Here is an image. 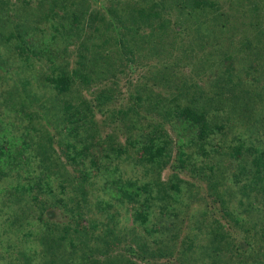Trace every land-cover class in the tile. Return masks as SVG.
<instances>
[{"label":"rangeland","instance_id":"1","mask_svg":"<svg viewBox=\"0 0 264 264\" xmlns=\"http://www.w3.org/2000/svg\"><path fill=\"white\" fill-rule=\"evenodd\" d=\"M59 1L63 3L59 5L55 0H0V39L7 36L9 30H12L7 28L4 30L6 24H12L21 30L27 29L28 31H22L20 34L30 32L32 40L30 39L28 42L30 48L28 52L33 51L31 64L27 66L30 69H16L19 66L16 67L13 62L6 68V75L10 77L9 82L6 81L2 85L3 80L0 79V86L11 87L12 79L18 80V78H31L38 84L50 72L49 69L55 71L56 66L60 68L57 69L59 70L57 73H61L63 80L68 82L67 90H63L64 92L60 96L56 95L55 91H51L53 89H49V94L45 95V98L50 97L47 104H53V109L45 110L36 105L38 102H29L28 108H32L39 114L38 118L34 120L35 124L37 125V121H41L43 126L39 125L40 131L34 132L35 135L39 136L46 128L51 140L49 142L46 139L47 145H51L49 150L51 155H41L35 152L37 156L34 159L45 161L54 155L50 161L59 159V166L55 167L76 178L75 170L87 171L84 164L88 160L92 157L98 158L100 155V158L106 154L111 155L107 151L117 143L124 144L127 136L147 141L168 134L174 143V145L171 144L173 153L169 158V163H166V166L160 171L159 181L164 184L175 179L180 185L181 193L185 196L182 198L184 202L177 204L179 208L177 218L181 223L177 234L173 236L174 242L167 237L165 244L159 245L165 253L171 252V256H166V258L144 256V261L140 256H137L136 252L134 255L128 252V247L137 251L139 246L136 244L138 242L134 234L130 238L126 235L122 237L119 234L120 231H115L113 234L105 236V242L108 244L107 250L110 254L104 259L98 254L96 257L107 261V264H117L114 263L117 259L124 260V264H128L130 260L134 264H163L166 262L170 264H212L210 259L203 257L208 253L204 249L209 247L207 238L201 237L193 243V240H196L193 237L195 229L191 226L190 221V216L194 212L193 207H196V204L201 207L204 205L198 201V198L203 197V193L206 196L207 184L202 177H196L197 179L190 177L187 169H183V165H181L182 167L177 166L174 157L180 142L199 137L201 123L193 121L190 110L197 113L194 116L203 115L206 118L203 124L215 123L220 126L225 124V139L232 140L239 137L247 145L251 140L255 142L257 139H264V83H262L264 66H261L263 62L256 61L257 53H255V58L253 57L251 62L257 70L253 69L254 71L250 72L247 67H244L247 66L248 61L245 59L253 54H250L251 51L246 48L229 59L232 51L237 50L240 43L243 42L242 30L249 29L255 36L257 30H264V4H260L262 8L259 13L260 18H255L251 9H241L235 5L230 7L229 4L232 3L221 2V11L236 17V22L234 18L232 24L223 26V22H225L223 16L213 15L209 12L199 25L195 21L194 23L190 21L191 19L186 13L192 8L190 0ZM53 8L57 15H51ZM109 8H113V10L109 12ZM118 9H120L119 12H117ZM197 9L199 10L198 7ZM230 9L232 10L230 11ZM137 10H140L138 15H136ZM72 16L77 17L75 19L78 25L77 37L73 40L68 35L61 37L66 26L74 23ZM100 16L105 19L104 23L101 22ZM109 21L110 27L115 29L110 33L121 34L125 43L116 48L117 51L108 48L101 54L98 52L101 51L98 42L95 44L96 47L92 45V48L88 42L91 34L95 32L96 26L108 28ZM103 24L105 26H102ZM262 38L259 41L258 49L254 50L259 53L264 52ZM52 39L56 40L52 42ZM249 39L251 40V38ZM62 41H70L72 44L66 46L67 44H62ZM42 43L46 44V47L42 46ZM44 49L48 54H42L41 51ZM106 57L107 64L104 66L105 69L108 66L109 72L107 78H103L100 75L97 76L93 70L100 68ZM85 75L88 76L87 79ZM253 78L258 81L253 82ZM98 89L107 97L105 104H108V109L104 108L106 114L102 116L93 111L81 121L85 127L80 132L75 131V139L59 140L64 131L59 133V130H56L61 127L58 114L62 109V107L59 109L57 104L62 106L67 101L77 104L81 99H93L95 94L99 93ZM197 107L204 110V113L198 114ZM118 109L123 113V120L119 115L113 116V113ZM0 114L5 115V109L2 106H0ZM250 126L251 128L247 130V127ZM16 133L19 135L20 130H17ZM11 135H14L13 130H11ZM86 136L88 139H85ZM219 137L220 135L217 133L214 139L203 137L202 140L208 146H213L214 143L220 146L223 143L221 144ZM63 145L65 147H62ZM193 146L190 148L193 149ZM189 149H187L188 152H194V149L192 151ZM25 152L26 155L31 153L30 158L34 155L30 148ZM22 159H24V155ZM115 160V156L114 158L108 157L104 163L114 167L115 164H118ZM200 162L198 165L202 167ZM30 163H33L31 159L27 164L20 165L17 169L16 174L21 177L22 183L28 184L31 177L38 175V170L34 172L35 175L32 174L31 177L28 175L29 171L33 172L34 167ZM74 166L77 167L74 168ZM118 166L123 168L124 163H120ZM43 169L41 168V170ZM134 170L128 168L124 175L132 177L135 173ZM89 171L97 172L98 169L94 167ZM8 173L15 172L7 171ZM52 174L53 172L49 174L50 177H47L49 182H51ZM62 179L61 184L67 189L70 188V183L77 184L67 178ZM13 182H15V178L12 177L0 178L1 201H11L9 185L10 188L13 187ZM60 190L63 191L64 188L61 187ZM56 191L60 197V191ZM110 196L116 199L115 195ZM185 204H189V206L185 207ZM217 206L218 204L213 206L212 203L207 206L210 218L211 216L219 218L220 211ZM3 210L5 211V209ZM4 211L0 213V223L6 216V211ZM46 211L51 214V216H46L49 222L59 224L60 227L71 224L65 209V212L61 208H48ZM36 212L39 213V211ZM11 215L9 214L7 217H11ZM159 215L160 213H155V216H158L156 217L157 227H160L159 223L162 221ZM122 221L125 224L123 218ZM220 221L230 232L227 238L231 249L241 248L233 252L232 259L238 261L240 259L238 255H240V260L245 264L258 260L264 261V249L260 250L259 244L244 245L249 240V235L256 234L255 228L251 226L250 231L245 233L239 229L240 227H234L229 217ZM68 227L74 228V225L71 224ZM2 228L5 231L4 236L17 250L15 254L21 249H27L28 246H25L24 240L21 243L20 231L13 230L11 227ZM162 229L164 231V227ZM137 233L140 234L141 230L139 229ZM197 246L205 250V253H202L203 250ZM154 247L157 249L158 246ZM100 252L102 251L100 250ZM12 255H9L7 250L3 252V258L6 257L7 262H10ZM228 256H230L229 253L225 255V258ZM73 258L78 260V263L74 262L75 264H82L77 256L73 255ZM4 263V260H0V264ZM17 263L15 262V264ZM121 264L123 263L121 262Z\"/></svg>","mask_w":264,"mask_h":264},{"label":"trees","instance_id":"2","mask_svg":"<svg viewBox=\"0 0 264 264\" xmlns=\"http://www.w3.org/2000/svg\"><path fill=\"white\" fill-rule=\"evenodd\" d=\"M190 1L192 8L187 10L186 13L190 17V21H193V23L195 21L198 25L204 20V17H207L208 12L213 15L223 16L225 20L223 26H225L224 24L226 26L232 24L234 18L236 22L234 15L221 11V2L232 3L229 4L230 7L235 5L241 9H251L255 18H260L259 13L262 11L260 4H264V0ZM55 2L59 3V5L63 3L59 0H55ZM112 10L113 8H109V12ZM119 11L120 9L117 12ZM139 13L140 10H137L136 15ZM52 14L57 15L54 8L51 10ZM72 18H74V23L71 25L67 24L68 26H66L65 32L61 34V37L68 35L73 40L77 37L78 25L75 19L77 17L72 16ZM100 20L102 23L105 22L102 16H100ZM102 26L105 25L103 24ZM6 28L12 30H9L8 35L0 39V79L3 80L2 85L10 80L9 75H6V68L9 65L14 62L16 67L19 66L16 69L23 68L27 70L30 69L27 66L31 64V58L33 57V51L28 52L30 51L28 46V42L31 39L30 32L20 34V32L28 30H21V28L12 26V24H6L4 30ZM112 30L115 29L110 27V21L108 22V28L96 26L95 32L91 34L92 36L88 42L91 48L92 45L96 47L95 44L98 42L101 48V51L98 52L101 54H103L102 51L106 52L108 48L117 51L116 48H119L125 42L121 34L110 33ZM257 31L255 36L249 29L242 30L243 42L229 56V59H231L244 48L251 51L250 54L253 55H249L245 59L248 61L247 66H244L250 72L257 70V68L255 69L252 66L251 62L255 53H257V58L254 57L256 61L263 62L261 66H264V52L254 51L258 49L261 37L264 40V30L259 29ZM108 32L109 34H107ZM166 34L168 35L167 30ZM55 40L52 39V42ZM63 43L67 44L66 46L72 44L70 41H62ZM41 45L46 47V44L42 43ZM41 52L42 54H48L45 49ZM45 58L48 59L47 57ZM106 59L107 57L105 62L100 65V68L93 70L97 76L100 75V77L107 78L109 70L108 66L106 69L104 66V64H107ZM57 69L60 68L56 66V72L49 69L50 72L38 84L36 80L32 81L31 78H18V80L12 79L11 87L8 85L7 88L0 86V106L5 109V115L0 114V178H15L13 187L10 188L9 185V191H11L12 196L11 201L8 200L6 203L0 199V209H2L0 213L4 211L3 209L6 211V216L0 223V260H4V264H15V262H18L17 264H75L74 262L78 263V260L73 258L74 255L80 259L82 264H107V261H103V259L110 252L107 250L108 244L105 242V236L113 234L115 231H120L119 234L122 237L126 235L130 238L134 234L138 242L136 244H139V246L137 251L128 247V252L131 255L136 252L137 256H140L144 261V256H151L152 258L154 256L162 258L171 256V252L165 253L160 249L159 245H164L167 237L170 238V241H173V236L177 234L181 223L177 218L179 210L177 204L183 203L182 198L185 196L181 193L180 185L175 179L164 184L159 181L160 171L166 166V163H169V158L173 153L171 149H173L174 143H172L168 134L157 136L147 141L127 136L124 144L117 143V145H113L107 151L115 156V161L118 164L112 167L111 164L108 166L104 163L106 158H114V156L108 154L102 158H100L101 155L98 158L92 157L84 165L87 171L89 169L93 170L94 167H97L98 171L92 173L89 171L87 173L86 170L78 168L79 171L75 170L77 173L76 178L71 177L66 171L55 167L59 166V159L50 161L54 155L49 159H45V161L34 159L37 156L35 152L41 155H51L49 151L51 145H47V140L49 142L51 140L46 128L39 136L35 135L34 132L40 131L39 125L42 126V122L37 121V127L34 120L38 118L39 114L33 111L32 108H28L29 102H38L36 105L45 110L53 109V104H47L50 97L47 96L45 98V95L49 94V89H53L51 91H55V94L60 96L68 88L67 80H63L62 74L57 73L59 71ZM85 78L87 79L88 76L85 75ZM85 78L83 77L84 81ZM252 81L257 82L258 80L253 78ZM262 83H264V78ZM92 91L94 92L95 90ZM97 91L99 93L95 94L96 96L94 95L95 98L93 99H81L77 104H73V101H67L62 106L57 104L58 108L62 107V109L58 110L61 127L56 130H59V133L64 131L60 135L59 140L66 139L68 141L69 138L75 139V131L80 132L85 127L81 121L86 119L93 111L102 116L106 114L104 108L108 109V104H105L107 97L99 89ZM197 109L198 114L204 113V110L199 107ZM115 112L113 116L119 115L123 120L121 110L118 109ZM190 114L193 115V121L201 123L199 137L180 142L174 158L178 167L183 165V169H187L190 177L195 179H197L196 177H202L208 187L206 196L203 193V197L200 196L198 198V201L204 204L203 207L196 204V207H193L194 212L190 216L191 226L195 229L193 237L196 240H193V243L201 237L207 238L209 247L204 249L208 253L203 255V257L210 259L212 264H245L240 260V255H238L240 258L238 261L232 259L233 252L241 248L231 249L227 238L230 232L225 229L224 224L220 220L229 217L234 227H240L239 229H242L245 233L249 232L252 226V228H255L256 234L252 236L248 234L249 240L244 245L251 244L253 246L257 243L261 246L260 250L264 249V139H257L255 142L251 140L249 145L239 137L232 140L225 139V124L221 126L215 123L203 124L204 119H206L203 115L194 116L197 113L191 110ZM171 118L175 119L174 117ZM249 128L251 126L247 127V130ZM11 130H13L14 135H11ZM17 130H20L19 135L16 133ZM217 133H219L220 142L223 144L217 146L214 143L213 146H208L206 143V146L202 138L214 139ZM85 139H88V136ZM171 144H173L172 148ZM192 145H194V152L191 153L187 149L192 147ZM62 147L65 146L63 145ZM28 148L34 154H32V158L29 156L31 153L26 155L25 151ZM193 149L190 148L189 150L192 151ZM23 155L24 159H22ZM30 159L33 162L30 164L34 167L33 172L32 170L29 171L28 175L31 177L35 175L34 172L36 170L39 172L36 177H29L30 180L26 184L22 183L23 180H20L21 177H18L16 172L20 165L27 164ZM199 162L202 167L198 165ZM120 163H124L123 168L118 166ZM76 167L74 166V168ZM41 168L44 169L41 170ZM128 168L131 170L138 168L140 170H134V175L129 177L124 175ZM7 171H14L15 173L7 174ZM51 172L53 174L51 182H49L47 177H50L49 174ZM62 178H67V180L77 182V184L70 183V188L67 189L61 184ZM182 181L184 182V180ZM61 187L64 188L63 191L60 190ZM56 190L60 191L61 198ZM110 195H115L116 199ZM78 203L81 206L77 205ZM211 203L213 206L218 204L219 218H216V216L209 217L206 208ZM188 206L189 204H185V207ZM48 208H61L63 211L65 209L68 212L67 217L69 216L74 228L68 227L71 224L60 227L59 224L49 222L46 217L51 216L46 211ZM36 211H39V213ZM156 212L160 213L159 218L162 220L159 223L160 227H157L156 217L158 216H155ZM9 214H12L11 217H7ZM122 218L125 224L122 223ZM2 227H11L13 230L20 231L21 243L24 240L25 246H28L27 249H21L20 252L18 251L15 254L17 250L11 246V241L4 236L5 231ZM162 227H164V231ZM139 229L141 230L140 234L137 233ZM154 246H158L157 249ZM197 248L202 249L200 246H197ZM4 250H7L9 255L13 254L10 262L6 261V257L3 258ZM205 250L202 253H205ZM95 251L96 253L94 254ZM251 251L254 250L251 249ZM228 253L230 256L225 258ZM96 254L103 259L97 258ZM60 255L62 256L60 257ZM121 262L124 264V260L120 259H117L114 263L121 264ZM249 263L264 264V261L258 260L257 262ZM128 264L134 263L130 260ZM163 264L170 263L166 262Z\"/></svg>","mask_w":264,"mask_h":264}]
</instances>
